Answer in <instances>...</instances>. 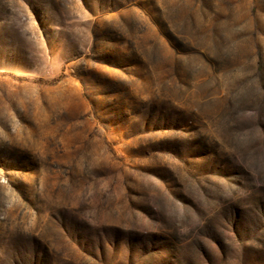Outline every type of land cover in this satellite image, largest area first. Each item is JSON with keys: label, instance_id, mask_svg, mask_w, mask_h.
Here are the masks:
<instances>
[{"label": "rangeland", "instance_id": "1", "mask_svg": "<svg viewBox=\"0 0 264 264\" xmlns=\"http://www.w3.org/2000/svg\"><path fill=\"white\" fill-rule=\"evenodd\" d=\"M0 264H264V0H0Z\"/></svg>", "mask_w": 264, "mask_h": 264}]
</instances>
